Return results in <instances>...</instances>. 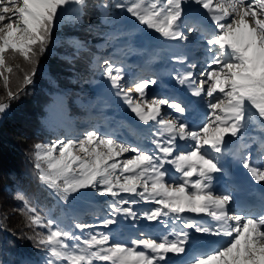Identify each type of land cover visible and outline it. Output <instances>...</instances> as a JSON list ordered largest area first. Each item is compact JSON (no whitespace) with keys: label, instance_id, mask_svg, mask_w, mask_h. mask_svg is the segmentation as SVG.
<instances>
[{"label":"snow or ice","instance_id":"1","mask_svg":"<svg viewBox=\"0 0 264 264\" xmlns=\"http://www.w3.org/2000/svg\"><path fill=\"white\" fill-rule=\"evenodd\" d=\"M85 4L86 0H0V79L9 100L23 91L19 86L16 91L9 87L14 73L10 61L18 56L34 65L50 43L60 14L72 5L77 6L73 11L80 12ZM186 5L197 8L189 10ZM100 7L119 9L173 41H188V33L200 30V15L206 17L214 30L204 37L208 58L199 73V86L192 87L191 94L206 96L208 111L199 123L189 124L179 117L165 119L161 106L181 114L186 107L166 97L147 98L146 89L154 80L121 83L125 80L122 67L96 56L93 67L100 69L115 89L114 95L144 125L150 121L159 125L150 140L154 148L90 128L74 138L34 144L37 178L65 202L83 189L112 197L109 208L113 215L102 220L101 227L113 224L114 214L122 213L125 219L142 217L166 228L167 220L161 218H170L173 224L179 221L182 229L160 238L141 233L127 243L114 240L110 232L74 235L42 216L24 194L17 193L16 199L23 203L19 211L32 231L27 238L46 251L44 264H169V253L187 254L189 232L183 229H191L227 239L210 248H194L181 264H264V208L233 211L232 193L217 191L214 186V174L224 172L215 154L224 151L226 136L237 138L251 119L264 125V0H103ZM194 67V63L188 65ZM34 74L35 67L25 73L22 84H31ZM193 77L191 70L176 75L179 84L189 86L195 83ZM133 89L138 99L130 95ZM8 107L0 101V114ZM241 163L256 182L264 181V166L252 163L250 153ZM165 165L172 166L175 175ZM141 201L157 207L138 214L134 205ZM185 213L203 214L211 220L197 222L184 218ZM75 227L83 232L97 226L77 222ZM37 229H47V233ZM70 240L78 243L69 245Z\"/></svg>","mask_w":264,"mask_h":264},{"label":"trees","instance_id":"2","mask_svg":"<svg viewBox=\"0 0 264 264\" xmlns=\"http://www.w3.org/2000/svg\"><path fill=\"white\" fill-rule=\"evenodd\" d=\"M102 2L86 0L75 16L61 18L60 26L54 27L50 43L34 65L18 56L10 61L14 73L10 74L9 87L16 91L19 86L23 91L18 98L8 102L10 108L13 105L15 108L5 115L0 127V264H44L47 255L27 238L32 231L26 226V216L19 211L23 203L16 199L17 193L24 194L42 216L53 219L56 225L74 235L86 237L91 233L89 229L82 232L76 228L79 221L70 216L77 199L69 196L65 202L39 181L34 158L29 155L34 144L62 134L70 135L76 131V121L80 118L84 121L90 111L102 110L104 101L91 93L98 72L93 67L94 57L103 58L108 54L118 60L124 53L138 50L133 43L134 18L119 9L101 8ZM54 41L57 43L52 47ZM33 67L35 78L25 87L23 76ZM83 87L89 91L86 96L81 93ZM6 91L4 86L0 87V101L7 97ZM23 95L26 98H21ZM19 98L23 99L21 105H17ZM107 214L108 210L102 214H87L83 219L85 222L79 223L93 224L89 221H102L109 217ZM37 230L47 233V229ZM67 243L78 242L70 240Z\"/></svg>","mask_w":264,"mask_h":264},{"label":"rangeland","instance_id":"3","mask_svg":"<svg viewBox=\"0 0 264 264\" xmlns=\"http://www.w3.org/2000/svg\"><path fill=\"white\" fill-rule=\"evenodd\" d=\"M75 7L77 6L72 5L69 8L65 9L58 17L55 27L60 26L59 24L60 20L66 17L71 18V16H75L76 15L75 11L72 10ZM132 29L135 32L133 38L134 44H136L137 47L138 46L146 47L144 51L148 53L149 55L148 59H145V56L140 54V52L144 53V51L141 50L139 47H138L139 49L136 51V54L133 52L124 53L123 57L120 60H115V59L113 60L111 58V55L108 54L106 56H103V58H107L122 67V70L125 74V80L121 81V83H124L126 85H131L134 81L138 79L154 80L155 83L150 85L146 89L147 98L164 97L160 94L161 90L167 93L170 90V85L176 83L177 68L175 64L171 63V60L172 61L175 60L176 57H184L186 60L187 59L186 57L189 55L190 51L191 52L193 51V55L199 58L198 61L185 64V60H184L185 65L182 66V69L185 71L191 70L194 73L193 80L195 81V83H193L191 86H188V88L199 86V79L201 78L199 76V73L204 69L205 61L208 58L206 54V56L201 59L204 51L202 49V45H204V42L201 35H196L198 32H200V30L198 32L188 33L190 39L188 41H182L178 45L176 43L178 40L177 41L167 40L152 29L151 31H149L146 26L140 25L137 21H135V23L133 24ZM153 40L157 42L153 43L154 42ZM171 41H173V47L170 44H168ZM56 43L57 41H54L52 43V47H55ZM184 43L186 44L185 47H183ZM148 47L149 49H147ZM156 47L157 49L152 52L151 49H154ZM162 47H165V49L164 48L162 49ZM192 63L195 64V67L189 69L188 65ZM96 69L98 73L96 74L95 78L98 77V82L95 86L94 85L91 86L92 87L91 93L92 92L95 93V95L102 98L108 103L113 102L111 104L116 110H111L109 109L108 106H102V109H105L103 113V115H105V118L99 119L94 124H92L91 122L94 119L98 118L99 114L101 113H97L96 114L97 116L93 115L94 118L88 115L86 116L87 119H89V123L87 124V127H84L83 129L82 127H79L80 133L74 132V134H70L67 137L74 138L79 136L87 129L96 128L101 133L114 134L118 139L125 140L129 143H131L132 141L134 143H138L141 147H144V145H149L150 148H154V146L151 145L150 140L152 135L155 134V131L159 129V125H157L154 121H150L148 125H144L141 121H139V119L135 116L134 113L130 111L128 106L123 102L121 98H120L121 102L120 100H116L119 97L116 98V96L114 95L115 89H112L109 85V82L101 76L100 69L99 68ZM34 78H35V74L32 77V81L34 80ZM29 85L30 84L25 85V87ZM3 86H4L3 80L0 79V87ZM30 93H34V92L30 90ZM81 93L83 96H86V94H89V91L86 87H83L81 89ZM109 94L115 97L114 101L112 100L113 99L112 96L109 97ZM130 95H132L137 99L139 98V94L135 93L134 89L130 93ZM21 98H26V95L21 96ZM21 98L17 99V105H21V103L23 102V99ZM207 99L208 98L203 95L200 97L196 96L195 98L194 108L200 110L202 114L201 115L202 117L198 121V123L203 120V118L205 117L208 111L206 108ZM11 100H15V99H11ZM11 100H9L6 97L3 102L8 103ZM169 100L172 101L173 99H169ZM14 108H15L14 105L12 108H10L9 106L6 109V111L3 113V115L4 116L8 115V113L11 112ZM161 108H162V115L164 116L165 119L177 118V116L174 115L172 109L169 108L167 105H163L161 106ZM106 113L108 114V116L109 115L110 116L107 117ZM129 118L133 119L137 123L138 122L141 123L142 124L141 127L144 128V132L140 131L138 133V137H133L132 140H130V138L122 130H120L119 127H116V125L120 126V124L123 123V121H126L128 123L130 121ZM108 122H111L113 127L109 133H107V126H106ZM62 136L63 138L66 137L65 135L52 137L44 143H50L51 141H54L58 138H62ZM239 136H244L245 138H249V141L252 142L253 147L258 148L259 150L257 152L258 160L255 164L257 166H264V125H262V123L258 119L254 124L253 119H251L249 120L243 133L240 134ZM247 151L248 149H245L243 150V153L244 152L246 153ZM32 152H33V146L31 147V155H29L30 158H33ZM244 157L245 156H243L242 159ZM242 159H240V163ZM165 168L168 169L170 175H175L172 166L165 165ZM214 176H215L214 186L216 190L217 191L226 190L223 175L221 173H216L214 174ZM122 195H124L127 198H131L128 197L127 194H122ZM70 196L72 197L74 196V198L77 199V203L72 208L70 214L72 218L76 219V221L85 222V220L83 219L86 217L87 214H93V215H96L97 213L102 214L104 211L107 212V210L111 214V215L107 214L109 217L113 215V213L109 208V205L112 203V199H113L112 197H109L107 195L105 196L98 195L92 189H83L78 193L71 194ZM93 207H98V208H93ZM123 207H127V205H124ZM154 207H157V205L145 203L141 201L140 203L134 205V210L137 211V213L139 214L142 213L143 211H146ZM231 208L233 209V211H235L232 205ZM114 215L115 216L118 215L117 220H120V222L113 223L112 225H110L107 232L112 233V238L114 240L120 239L125 243L129 242V239L132 238V235L135 234L134 232L140 234L142 232L143 234H146L148 236L160 238L161 236L168 234L169 232H172L173 229H175L176 231L182 229V225L180 224L179 221L173 224V221L170 218H164V217L161 218L167 220L168 227L166 228L164 224L160 223L159 221H148L142 217H138L136 220H132L131 218L125 219V216L122 213H116ZM195 216L196 214L189 213L184 218L194 220ZM95 223H98V225H96L97 227L92 228L89 231L94 232V230L97 229L98 227L99 229L101 228L99 220H97ZM183 231L189 232V242L187 245L193 244L195 241H198L200 239L202 240L210 239V236L205 234L195 233L191 229H183ZM136 236L139 237L138 234ZM173 255L174 254L172 253L168 254L169 257Z\"/></svg>","mask_w":264,"mask_h":264},{"label":"bare ground","instance_id":"4","mask_svg":"<svg viewBox=\"0 0 264 264\" xmlns=\"http://www.w3.org/2000/svg\"><path fill=\"white\" fill-rule=\"evenodd\" d=\"M197 7L195 6V5H186V9H189V10H191V9H196ZM200 18H205L203 15H200ZM204 23V24H203ZM201 25H202V28H203V31L201 32L202 34H204V35H208L207 34V31H209V26L210 27H212L213 26V24H211V23H207V21H205V20H201ZM172 61V60H171ZM173 63H175L176 64V68H177V73L178 72H182V71H185V70H183L182 68H181V65H182V62H180V61H177V60H173L172 61ZM184 62V61H183ZM137 74H139V73H137ZM188 83H186V84H184V85H181V84H179L178 82H177V79H176V83L175 84H172V85H170V90H169V92H168V95H167V97H172V95L177 91V90H181V89H183L186 85H187ZM181 92V91H180ZM186 92L187 93H190L188 90H186ZM110 96H112V95H110L109 94V97ZM113 97V101L115 100V97L114 96H112ZM117 98V97H116ZM116 100H120V98H117ZM120 102H121V100H120ZM197 115H198V113L197 112H194V114L193 115H185V116H183L184 117V120H186V121H188V122H190V121H196V120H198L199 118H201V116H198L197 117ZM138 124H139V126H141V123H139L138 122ZM227 140H229V138H227L226 137V143H227ZM225 143V144H226ZM227 179H228V182H226L227 183V185H228V183H229V181H231L230 180V176L229 175H226L225 176ZM138 236H140V234H138ZM214 237V243H217V242H223V240H225V238H223V237H216V236H213ZM196 245H189V246H186V248L188 249V252H187V254L185 255V254H181V255H179V256H177V255H173V256H171V257H173L176 261H179V262H181V261H183V260H186L189 256H191V253H192V251H193V249H194V247H195Z\"/></svg>","mask_w":264,"mask_h":264},{"label":"water","instance_id":"5","mask_svg":"<svg viewBox=\"0 0 264 264\" xmlns=\"http://www.w3.org/2000/svg\"><path fill=\"white\" fill-rule=\"evenodd\" d=\"M4 121H5V116L3 114H0V127Z\"/></svg>","mask_w":264,"mask_h":264}]
</instances>
